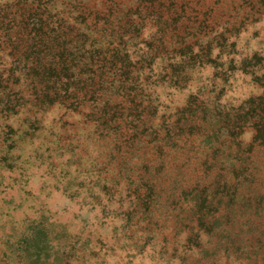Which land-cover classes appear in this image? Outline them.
Listing matches in <instances>:
<instances>
[{
  "label": "rangeland",
  "instance_id": "rangeland-1",
  "mask_svg": "<svg viewBox=\"0 0 264 264\" xmlns=\"http://www.w3.org/2000/svg\"><path fill=\"white\" fill-rule=\"evenodd\" d=\"M78 2L121 28L112 47L129 54L143 105L156 109L125 125L90 119L87 107L35 106L21 60L0 46V75L15 81L10 99L0 93V264H176L189 249L185 229L174 227L177 159L163 171L155 149L174 142L173 123L198 95L213 94L209 106L223 111L261 93L264 0H44L41 8L77 16ZM148 163L160 184L151 206Z\"/></svg>",
  "mask_w": 264,
  "mask_h": 264
},
{
  "label": "trees",
  "instance_id": "trees-1",
  "mask_svg": "<svg viewBox=\"0 0 264 264\" xmlns=\"http://www.w3.org/2000/svg\"><path fill=\"white\" fill-rule=\"evenodd\" d=\"M42 1L0 2V46L8 45L21 60L19 70L30 79L35 106L60 103L74 112L87 107L90 119L125 125L129 115L155 111L154 104L143 105L129 54L119 43L112 47L114 38H124L121 28L89 11L91 1L72 4L77 16L67 9H42ZM257 79L264 87V72ZM14 83L11 73L0 75V93L10 99ZM212 96L198 95L184 107L173 123L177 133L169 139L174 142L164 139L153 158L163 171L165 162L177 159L174 227L185 229L189 249L178 255L176 264H264V88L234 110L215 112L208 101ZM136 141H128V152L135 151L131 142ZM146 166L142 180L151 206L160 184L156 166Z\"/></svg>",
  "mask_w": 264,
  "mask_h": 264
}]
</instances>
